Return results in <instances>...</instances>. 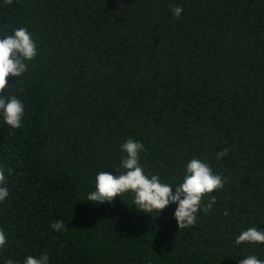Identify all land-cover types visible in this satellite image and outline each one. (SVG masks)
Listing matches in <instances>:
<instances>
[{
	"label": "trees",
	"instance_id": "trees-1",
	"mask_svg": "<svg viewBox=\"0 0 264 264\" xmlns=\"http://www.w3.org/2000/svg\"><path fill=\"white\" fill-rule=\"evenodd\" d=\"M21 27L37 55L0 93L24 106L19 128L0 110V168L13 170L0 264L264 260V244L235 243L264 230V0H0V38ZM128 139L163 183L179 185L193 158L209 164L224 178L202 199L212 209L178 230L174 203L148 214L130 192L85 200L99 172L125 171Z\"/></svg>",
	"mask_w": 264,
	"mask_h": 264
},
{
	"label": "clouds",
	"instance_id": "clouds-1",
	"mask_svg": "<svg viewBox=\"0 0 264 264\" xmlns=\"http://www.w3.org/2000/svg\"><path fill=\"white\" fill-rule=\"evenodd\" d=\"M11 4L12 0H5ZM174 18H179L183 9L178 5H170ZM37 55L36 44L26 28L14 30L13 35L0 38V93L8 87V77H20L27 71L25 61L33 60ZM0 110H2L5 122L12 128L21 127V119L24 114L22 102L15 96L7 98L0 96ZM144 150L142 143L128 139L122 145V151L126 157L122 159L118 175L101 171L96 176L95 190L90 192L86 199L91 203H111L116 197H122L125 193L133 194L132 205L136 210L151 214H158L170 204H176L173 216L178 230L189 228L196 222L198 213L210 211L216 203V197L210 196L206 204L202 205V199L206 194L223 188L224 178L214 174L212 168L206 162L193 158L185 166L182 182L173 186L163 183L159 175L149 176L139 163L140 152ZM228 149L225 148L217 153V159L226 156ZM11 168H0V202L8 195L7 178L12 174ZM7 173V175H6ZM173 188L175 189L173 191ZM225 216L229 213L225 210ZM51 227L56 231L65 229L63 221L54 222ZM6 243L5 233L0 230V247ZM237 245L243 243L264 244V230H258L255 226L243 230L235 240ZM5 264H14L8 259ZM24 264H49V256L41 253L39 256L29 255ZM239 264H264V260L254 255L244 257Z\"/></svg>",
	"mask_w": 264,
	"mask_h": 264
}]
</instances>
